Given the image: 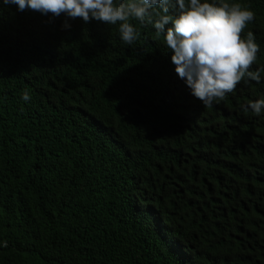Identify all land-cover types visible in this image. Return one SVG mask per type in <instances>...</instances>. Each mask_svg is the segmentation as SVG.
<instances>
[{"label":"trees","instance_id":"1","mask_svg":"<svg viewBox=\"0 0 264 264\" xmlns=\"http://www.w3.org/2000/svg\"><path fill=\"white\" fill-rule=\"evenodd\" d=\"M50 19L0 0V264H264V79L204 111L151 25Z\"/></svg>","mask_w":264,"mask_h":264},{"label":"clouds","instance_id":"2","mask_svg":"<svg viewBox=\"0 0 264 264\" xmlns=\"http://www.w3.org/2000/svg\"><path fill=\"white\" fill-rule=\"evenodd\" d=\"M4 6L15 5L17 11L38 12L51 16L48 23L64 16L62 30L71 28L70 20H93L118 25L123 43L132 45L139 37L133 21L151 25L155 36L165 42L167 57L175 65L179 78L189 89H182L192 102L209 110L216 103L232 97L243 81L260 83L264 66L252 70L260 46L247 26L255 12L241 3L228 0H3ZM171 25L170 27H167ZM246 30V36L242 35ZM182 92L181 89H176ZM184 93V95H185ZM22 99L31 96L25 90ZM244 100V98H240ZM204 106V107H203ZM209 111L213 113L217 110ZM242 111L259 116L264 112V89L241 105ZM227 110V109H226ZM225 111V110H224ZM229 112V111H225ZM227 118V116H226ZM7 247V242H3Z\"/></svg>","mask_w":264,"mask_h":264}]
</instances>
